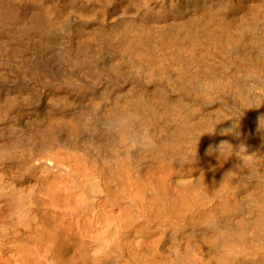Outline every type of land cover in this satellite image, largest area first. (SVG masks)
I'll return each mask as SVG.
<instances>
[{
    "label": "bare ground",
    "instance_id": "1",
    "mask_svg": "<svg viewBox=\"0 0 264 264\" xmlns=\"http://www.w3.org/2000/svg\"><path fill=\"white\" fill-rule=\"evenodd\" d=\"M0 264H264V0H0Z\"/></svg>",
    "mask_w": 264,
    "mask_h": 264
}]
</instances>
